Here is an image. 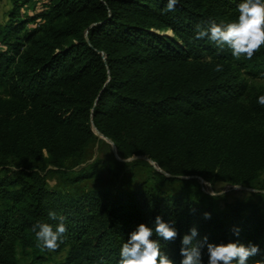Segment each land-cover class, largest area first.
<instances>
[{"label":"trees","instance_id":"1","mask_svg":"<svg viewBox=\"0 0 264 264\" xmlns=\"http://www.w3.org/2000/svg\"><path fill=\"white\" fill-rule=\"evenodd\" d=\"M8 1L0 22V264H118L131 231L156 215L175 221L176 239L161 243L176 264L193 225L209 242L258 243L249 264H264V87L254 84L264 81V46L236 59L192 39L197 24L235 20L240 0H180L169 13L166 0ZM95 133L132 159L120 165L152 162L154 184L101 187L100 160L74 171ZM49 175L61 186H50ZM199 180L254 191L228 202L202 193ZM49 210L68 218L55 251L37 247L31 230L54 223Z\"/></svg>","mask_w":264,"mask_h":264},{"label":"clouds","instance_id":"2","mask_svg":"<svg viewBox=\"0 0 264 264\" xmlns=\"http://www.w3.org/2000/svg\"><path fill=\"white\" fill-rule=\"evenodd\" d=\"M179 2L180 0H166L162 13L174 12ZM237 10L238 17L233 21L217 22L209 19L205 24H197L192 39L206 38L217 49H230L236 59L242 56L250 59L264 46V0H240ZM214 70L222 71L223 65L216 64ZM257 103L264 105V95L257 97ZM204 216L209 218L210 213L205 212ZM67 219L64 214L49 210L48 220L54 223H34L31 230L37 247L48 251L58 249L68 231ZM174 223L175 221L164 220L160 215H156L151 223H139L122 243L118 264H176V261L162 251L161 243L176 239L178 232L173 226ZM232 231L234 236H239V227H234ZM198 236V228L195 225L181 236L179 264H249V258L261 252L260 245L252 241L247 244L238 240L214 243L209 242L207 236Z\"/></svg>","mask_w":264,"mask_h":264},{"label":"rangeland","instance_id":"3","mask_svg":"<svg viewBox=\"0 0 264 264\" xmlns=\"http://www.w3.org/2000/svg\"><path fill=\"white\" fill-rule=\"evenodd\" d=\"M8 9L9 1L2 0L0 4V22L5 20ZM254 84L256 86L264 87L263 80H257ZM95 134L97 139L85 148L80 164L72 168L74 171L80 167H85L86 165L91 164L95 160H100L102 161V165L98 169V174L100 177L99 185L101 187L107 189L114 186L141 187L143 182H145V185L149 187L154 184L155 179L157 178L153 175L154 171L160 170H158L152 162L148 161L150 166L133 167L128 164L120 165V163H127L132 159L123 160L119 158L112 142L97 133ZM13 163L15 164V162ZM47 181L50 186H61L62 184L60 178L58 179L54 175H49ZM261 181H264V173L260 177L259 182ZM86 184L89 186L92 183L86 182ZM198 185L199 190L202 193L212 196L223 195L225 200L228 202L234 200L235 198L248 196L250 192L254 191L251 187L233 186L222 182L209 184L199 180Z\"/></svg>","mask_w":264,"mask_h":264},{"label":"water","instance_id":"4","mask_svg":"<svg viewBox=\"0 0 264 264\" xmlns=\"http://www.w3.org/2000/svg\"><path fill=\"white\" fill-rule=\"evenodd\" d=\"M98 134V133H97ZM101 136V135H100ZM103 137V136H102ZM114 146V145H113ZM115 149V148H114Z\"/></svg>","mask_w":264,"mask_h":264}]
</instances>
